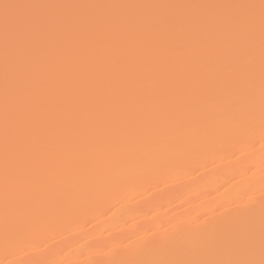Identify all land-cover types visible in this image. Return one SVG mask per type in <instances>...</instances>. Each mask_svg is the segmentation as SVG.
<instances>
[{
  "label": "snow or ice",
  "instance_id": "snow-or-ice-1",
  "mask_svg": "<svg viewBox=\"0 0 264 264\" xmlns=\"http://www.w3.org/2000/svg\"><path fill=\"white\" fill-rule=\"evenodd\" d=\"M257 129L264 143V0H0L6 252L108 215L146 176L239 164ZM197 220L85 264H264V188Z\"/></svg>",
  "mask_w": 264,
  "mask_h": 264
},
{
  "label": "bare ground",
  "instance_id": "bare-ground-1",
  "mask_svg": "<svg viewBox=\"0 0 264 264\" xmlns=\"http://www.w3.org/2000/svg\"><path fill=\"white\" fill-rule=\"evenodd\" d=\"M252 144L238 153L239 164L233 157L210 155L133 182L122 197H116L119 203L108 215L82 213L65 229L37 232L26 251L6 252L0 230V261L45 257L63 264H85L106 260L110 250L151 237L169 222H199L198 217L212 215L222 203H240L248 196L259 200L264 188V143L259 141V129Z\"/></svg>",
  "mask_w": 264,
  "mask_h": 264
}]
</instances>
